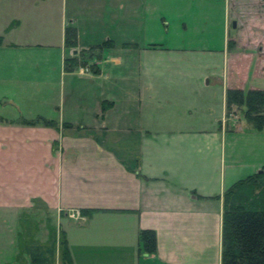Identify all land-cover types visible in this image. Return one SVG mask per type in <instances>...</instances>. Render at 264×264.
I'll return each instance as SVG.
<instances>
[{
    "label": "crops",
    "instance_id": "1",
    "mask_svg": "<svg viewBox=\"0 0 264 264\" xmlns=\"http://www.w3.org/2000/svg\"><path fill=\"white\" fill-rule=\"evenodd\" d=\"M39 17L57 30L39 38ZM199 19L206 47L166 41L180 34L172 20L185 32ZM0 36V212L15 239L37 198L73 264H222L223 194L264 167L231 138L245 106L227 113L228 89L264 90V0H0ZM93 47L89 72L65 69ZM55 56L59 77L43 78L39 58ZM41 78L59 80L56 99L36 94ZM15 87L54 111L26 113ZM39 116L56 125L22 123ZM144 229L156 232L153 254L141 252Z\"/></svg>",
    "mask_w": 264,
    "mask_h": 264
},
{
    "label": "trees",
    "instance_id": "2",
    "mask_svg": "<svg viewBox=\"0 0 264 264\" xmlns=\"http://www.w3.org/2000/svg\"><path fill=\"white\" fill-rule=\"evenodd\" d=\"M77 29L66 27L65 43L69 48L77 47ZM2 36H0V43ZM112 41H106L100 48L113 47ZM94 49L82 51L80 57L65 60V69L72 71L87 63ZM85 56H88L85 57ZM245 106V119L256 129H264V90L250 89L244 91L231 88L227 91V113L234 108ZM23 124L55 126L54 120L37 117L32 120H22ZM262 171L240 179L232 184L223 194V228H222V264H264V167ZM35 208H47L41 199L33 200ZM82 213H91L83 209ZM48 238L41 241L33 236L32 219L22 218L23 231L19 234L21 252L30 256V264H57V254L60 252L62 264H73L66 235L58 232L48 217ZM141 252L153 254L157 251V235L153 229L140 232ZM21 258V256H19Z\"/></svg>",
    "mask_w": 264,
    "mask_h": 264
},
{
    "label": "rangeland",
    "instance_id": "3",
    "mask_svg": "<svg viewBox=\"0 0 264 264\" xmlns=\"http://www.w3.org/2000/svg\"><path fill=\"white\" fill-rule=\"evenodd\" d=\"M73 9V5L70 4L69 11L71 14V10ZM204 21H201L199 19L198 23L200 26L199 30H188L185 32H181L182 30L177 29V20H172V33L179 34L176 39L172 37H167V42H170L171 44L177 43V45H185L186 47H194L187 44H191L193 42H189L190 38H192L193 41H198L199 38L203 42H198V45L201 47H206L208 45L210 37L207 38L206 31L204 30L202 23ZM58 22H56L55 18H47L46 20L42 17H39L38 22L35 23V29L38 33V36L44 35L45 33H48L49 31H55L57 30ZM196 47V46H195ZM199 50L209 49V48H196ZM39 53H42L41 50H38ZM57 59L56 56L54 58L50 59V62L47 63H41V59L39 58V70L38 73L40 76L43 77V75L46 72H50L51 74H54V76L59 77V66L56 64ZM54 67V69H51ZM44 78V77H43ZM43 78L38 80V85L36 87L37 91L36 94L38 96H48L52 95V97H55V99L59 96L60 91V84L59 80H55L54 83L48 85ZM249 85V84H248ZM256 86L264 87V79H258L255 82ZM17 87L13 88L11 93H14V96L21 100V103H23V107L26 111V113H29L30 111L37 110L42 111L45 113H48L49 110L54 111V108L51 106H47L46 104L38 105L36 104L33 107V104L31 102H28L27 104L25 102H22V97L27 96L29 93V90L25 93L24 88L16 89ZM245 109V107H244ZM243 110H240L238 113V119L240 120V124L242 126L243 131L240 133H237L234 137L231 135V138H234V140L238 141L240 138V144L239 147L245 149V146L252 142L254 145H256L255 153L251 154L246 153L243 149H238L240 156L245 160H250L249 158L252 157V159L255 158L257 161H263L264 162V129L263 130H256L246 119L243 114ZM33 113V112H32ZM39 212V213H38ZM4 212H0V264H30L31 259H29V255L21 252L20 250V241L15 239L14 232L15 226L13 225L14 220L11 218L10 215L12 213H8L7 219L2 218ZM28 217L25 219H31L33 217L35 220L34 226H33V236H35L37 239L41 241H46L48 236V220H47V214L45 211H43V207H40L39 211H30V213L27 214ZM4 223H7L4 224ZM23 231V230H22ZM24 232V231H23ZM21 256V258L19 257ZM29 256V257H28Z\"/></svg>",
    "mask_w": 264,
    "mask_h": 264
},
{
    "label": "built area",
    "instance_id": "4",
    "mask_svg": "<svg viewBox=\"0 0 264 264\" xmlns=\"http://www.w3.org/2000/svg\"><path fill=\"white\" fill-rule=\"evenodd\" d=\"M83 71H85V72H89V68H88V67H85V68L83 69Z\"/></svg>",
    "mask_w": 264,
    "mask_h": 264
},
{
    "label": "water",
    "instance_id": "5",
    "mask_svg": "<svg viewBox=\"0 0 264 264\" xmlns=\"http://www.w3.org/2000/svg\"><path fill=\"white\" fill-rule=\"evenodd\" d=\"M260 171H262V170H260ZM260 171H259V172H260Z\"/></svg>",
    "mask_w": 264,
    "mask_h": 264
}]
</instances>
